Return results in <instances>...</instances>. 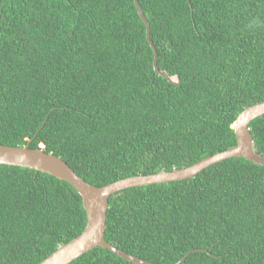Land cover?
<instances>
[{"label": "trees", "instance_id": "1", "mask_svg": "<svg viewBox=\"0 0 264 264\" xmlns=\"http://www.w3.org/2000/svg\"><path fill=\"white\" fill-rule=\"evenodd\" d=\"M0 0V144L97 187L236 145L264 101V0ZM264 156V114L251 121ZM78 192L0 165V264H38L86 224ZM105 241L154 264H264V166L229 158L109 197ZM68 264H134L95 247Z\"/></svg>", "mask_w": 264, "mask_h": 264}, {"label": "water", "instance_id": "2", "mask_svg": "<svg viewBox=\"0 0 264 264\" xmlns=\"http://www.w3.org/2000/svg\"><path fill=\"white\" fill-rule=\"evenodd\" d=\"M137 12L146 26V38L153 50V67L157 74L165 77L158 68V54L150 40V28L144 17L138 0H133ZM264 114V101L243 110L236 118L233 129L236 145L228 150L206 157L190 166L160 171L149 175H137L123 178L101 187L94 186L78 176L61 158L40 149L25 146H6L0 144V165H9L35 170L49 174L69 183L81 196L86 213V224L83 231L68 243L59 246L47 258L38 264H68L95 247L107 249L115 255L134 264H154L126 253L105 241L108 199L124 189L152 184L175 182L194 177L209 166L229 158H244L256 165L264 166V156L258 154L253 145L249 125L251 121ZM186 256L175 264L184 261Z\"/></svg>", "mask_w": 264, "mask_h": 264}, {"label": "bare ground", "instance_id": "3", "mask_svg": "<svg viewBox=\"0 0 264 264\" xmlns=\"http://www.w3.org/2000/svg\"><path fill=\"white\" fill-rule=\"evenodd\" d=\"M232 148V147H231ZM230 149V148H229ZM228 150V149H227ZM250 162V161H249ZM184 168V167H183ZM113 245V244H112ZM121 258V257H120ZM123 259V258H122ZM125 260V259H124ZM127 261V260H126Z\"/></svg>", "mask_w": 264, "mask_h": 264}, {"label": "clouds", "instance_id": "4", "mask_svg": "<svg viewBox=\"0 0 264 264\" xmlns=\"http://www.w3.org/2000/svg\"><path fill=\"white\" fill-rule=\"evenodd\" d=\"M41 150V149H40ZM43 151V150H42Z\"/></svg>", "mask_w": 264, "mask_h": 264}]
</instances>
